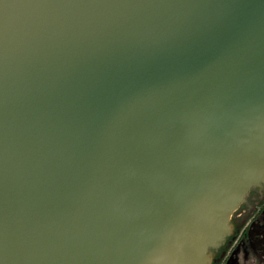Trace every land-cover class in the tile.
<instances>
[{"label": "water", "instance_id": "water-1", "mask_svg": "<svg viewBox=\"0 0 264 264\" xmlns=\"http://www.w3.org/2000/svg\"><path fill=\"white\" fill-rule=\"evenodd\" d=\"M264 198V0H0V264H212Z\"/></svg>", "mask_w": 264, "mask_h": 264}, {"label": "flooded vegetation", "instance_id": "flooded-vegetation-1", "mask_svg": "<svg viewBox=\"0 0 264 264\" xmlns=\"http://www.w3.org/2000/svg\"><path fill=\"white\" fill-rule=\"evenodd\" d=\"M251 204L234 215V233L212 264H264V198H254Z\"/></svg>", "mask_w": 264, "mask_h": 264}]
</instances>
